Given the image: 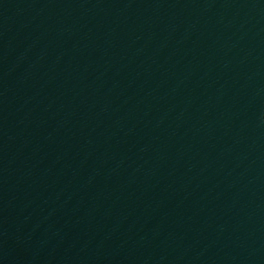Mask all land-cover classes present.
Instances as JSON below:
<instances>
[{"label":"water","instance_id":"water-1","mask_svg":"<svg viewBox=\"0 0 264 264\" xmlns=\"http://www.w3.org/2000/svg\"><path fill=\"white\" fill-rule=\"evenodd\" d=\"M66 264H264V0H23Z\"/></svg>","mask_w":264,"mask_h":264}]
</instances>
